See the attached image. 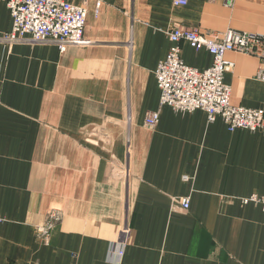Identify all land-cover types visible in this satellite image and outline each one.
Instances as JSON below:
<instances>
[{
  "label": "crops",
  "instance_id": "0c3cea01",
  "mask_svg": "<svg viewBox=\"0 0 264 264\" xmlns=\"http://www.w3.org/2000/svg\"><path fill=\"white\" fill-rule=\"evenodd\" d=\"M101 1L72 0L88 11L84 46L0 44V264H111L127 225L126 264H264V212L243 203L264 197V135L162 106L155 76L169 29L264 35V0ZM179 47L187 66L213 65ZM226 59L233 105L264 111L259 60Z\"/></svg>",
  "mask_w": 264,
  "mask_h": 264
},
{
  "label": "built area",
  "instance_id": "2783aa9c",
  "mask_svg": "<svg viewBox=\"0 0 264 264\" xmlns=\"http://www.w3.org/2000/svg\"><path fill=\"white\" fill-rule=\"evenodd\" d=\"M12 18V29L0 34V44L57 45L62 54L72 47L87 44L85 32L88 11L72 0H2ZM234 0H227L233 2ZM176 6H186L188 0H174ZM102 1L97 0V13ZM172 47L156 70L155 76L161 90V105L171 107L178 113L204 111L210 123L221 119L230 132L247 130L264 135V111L233 105L232 90L224 83L225 74L233 68L227 61L228 53L255 57L259 67L255 79L264 83V35L228 31L225 33L202 32L199 29L173 27L167 32ZM187 43L196 51L206 50L214 59L205 70L187 66L179 44ZM159 122V113H149L145 126L154 129ZM244 204L259 205L264 212V197L252 195ZM176 205L184 210L190 208V200L179 199ZM58 211L49 213L46 225L38 229L39 236L47 242L50 232L60 221ZM1 223V220H0ZM131 234L129 226L122 230L120 241L114 246L111 264H126L125 250Z\"/></svg>",
  "mask_w": 264,
  "mask_h": 264
}]
</instances>
